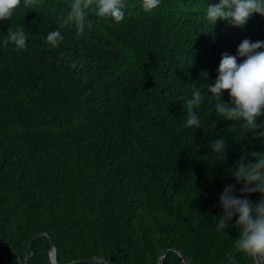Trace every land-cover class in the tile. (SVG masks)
<instances>
[{"label": "trees", "instance_id": "16d2710c", "mask_svg": "<svg viewBox=\"0 0 264 264\" xmlns=\"http://www.w3.org/2000/svg\"><path fill=\"white\" fill-rule=\"evenodd\" d=\"M217 2L161 0L145 12L126 0L120 24L89 12L80 39L75 23L60 28L72 0L22 4L0 22V264H51L52 243L56 264H160L167 250L164 264H184L175 250L191 264H255L235 247V220L218 231L216 218L241 150L264 152V138L219 116L208 85L223 53L264 41V17L213 25ZM10 28L24 29L26 50L3 46ZM55 30L64 40L53 49ZM194 87L201 123L186 128ZM221 137L227 157L208 146Z\"/></svg>", "mask_w": 264, "mask_h": 264}, {"label": "clouds", "instance_id": "9594fccd", "mask_svg": "<svg viewBox=\"0 0 264 264\" xmlns=\"http://www.w3.org/2000/svg\"><path fill=\"white\" fill-rule=\"evenodd\" d=\"M36 3L37 0H0V22L11 20L22 4L24 7H32ZM160 3L161 0H142L141 6L145 12H152ZM127 7L126 0H72L70 11L60 28L75 23L76 38L80 39L86 24L90 26L87 19L89 12L101 19L111 18L120 24L125 19ZM254 15L264 17V0H219L210 3L206 9L209 23L216 25L218 20H224L240 29H244ZM63 40L61 31L55 30L47 34L45 43L56 49ZM10 43L17 51L26 50L28 35L23 28L15 31L9 29L3 46L7 48ZM71 67L75 70L77 64L72 63ZM217 71L214 84L208 85L210 100L215 101L217 114L226 121H243L241 126L245 130L264 138V122H261L264 117V41L242 40L236 55L227 52L222 54ZM81 79L86 83L87 73ZM225 92L230 97L229 102L222 99ZM203 100L199 88L194 87L191 99L186 101V128H200V117L196 109ZM211 130L215 131V125ZM208 146L214 153L227 157L228 145L224 138L216 139ZM241 151L242 155L230 170L236 184L225 185L219 197L222 212L216 218V227L218 231L228 229L235 220L239 228L235 247L250 256L255 264H264V152ZM255 194H259L258 200L249 198Z\"/></svg>", "mask_w": 264, "mask_h": 264}, {"label": "water", "instance_id": "95a60500", "mask_svg": "<svg viewBox=\"0 0 264 264\" xmlns=\"http://www.w3.org/2000/svg\"><path fill=\"white\" fill-rule=\"evenodd\" d=\"M47 236H49L48 234H45V233H42V234H40V235H38V236H36L34 239H38V238H40V237H47ZM30 248H31V244H30ZM172 250H167L161 257H160V259H159V263L160 264H164V260H165V257L171 252ZM178 254H179V256L180 257H182L183 258V262H184V264H191L190 263V261H189V259L181 252V251H179V250H175ZM17 254V253H16ZM49 255H50V262H51V264H56V248H55V246H54V244L52 243L51 244V247H50V253H49ZM17 257H18V261H19V263L20 264H28L27 263V259H25L24 261L22 260V258H21V256L20 255H17ZM86 262H97V261H105L104 259H99V258H91V259H87V260H85ZM81 262H83L82 260H78V261H74V262H72V263H70V264H78V263H81ZM107 264H113L112 262H107Z\"/></svg>", "mask_w": 264, "mask_h": 264}]
</instances>
